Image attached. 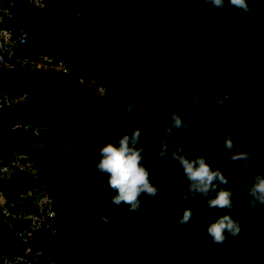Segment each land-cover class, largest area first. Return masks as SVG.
Returning a JSON list of instances; mask_svg holds the SVG:
<instances>
[{
  "label": "trees",
  "instance_id": "trees-1",
  "mask_svg": "<svg viewBox=\"0 0 264 264\" xmlns=\"http://www.w3.org/2000/svg\"><path fill=\"white\" fill-rule=\"evenodd\" d=\"M13 1L12 16L5 24L26 30L24 53H44L61 59L69 70L93 75L98 84L119 96L100 97L87 83L67 82L61 74L35 78V74L24 69H0L16 79L0 80V89L10 96L24 81H37L40 87L24 102L4 108L0 116V158L7 161L14 153L29 155L39 165L38 178L31 180L13 169L10 178L0 180V188L15 200L24 187L41 182L51 190L55 206L54 233L42 230L26 242L14 236L0 215V252L10 253L28 245L41 250V257L55 258L60 264L76 259L80 264H182L180 259L190 249L178 247L193 245L194 238L193 234L181 236L184 231L178 226L192 228L198 238L200 233L194 226L197 203L185 201L178 194L182 190L169 172H165L162 181L165 184L170 179L173 186L162 190L161 170L158 166L153 169V165L165 163L177 169L179 163L169 160L167 155L155 159L160 138L167 140L168 134L159 132L153 142L148 139V132L166 125L173 110L182 118L191 111L183 97L185 92L201 98L200 111L206 106L204 103H211L208 107L212 110L220 109L224 105L221 99L230 93L242 101L241 107L255 121L261 118L264 98L245 94L247 90L257 93L263 85L259 78L264 76V40L257 44L252 18L241 12L239 24L234 21L238 24L234 28L227 26L228 0L223 8L207 14L199 7L203 0H44L49 14L30 7L24 0ZM26 6L31 8L30 12ZM23 18L31 20L32 25L23 22ZM188 44L197 51L187 50ZM222 54L224 58L219 59ZM235 71L248 78L235 76ZM256 80L257 85L251 86ZM128 103L151 111L156 117H144L145 121L133 112L131 120L128 113L132 122L129 126V121L121 118V107ZM258 122L249 124V129ZM188 123L191 129H176L188 134V145L214 143L215 131L206 128L197 117ZM18 125H29L37 131L16 128ZM134 126L144 133V163L156 173L153 182L159 188L154 203H144L150 198L142 194L138 212L130 211L123 202L114 203V190L108 186L106 176L93 174L100 158L99 148L105 142L99 134L117 142ZM249 131L246 129L245 135ZM250 136L253 142L248 148L254 152L255 161L251 173H264V135L254 131ZM69 141L75 148L74 154L65 152L62 145ZM146 150L152 159L146 156ZM233 194V198L242 197L238 192ZM185 207L193 209L190 224L178 225ZM251 214L260 221L258 226L264 227V206ZM250 231L245 232L247 241L252 243L246 250L251 247L253 256L245 257L244 264H264V255L262 261L259 259L264 245L261 239L252 238ZM201 241L203 245L209 243L219 254L225 250L208 239ZM212 263L218 264L216 259Z\"/></svg>",
  "mask_w": 264,
  "mask_h": 264
},
{
  "label": "clouds",
  "instance_id": "clouds-1",
  "mask_svg": "<svg viewBox=\"0 0 264 264\" xmlns=\"http://www.w3.org/2000/svg\"><path fill=\"white\" fill-rule=\"evenodd\" d=\"M205 5L203 11L205 14L220 9L225 6V0H203ZM228 3L242 11L245 15H251L254 7L249 0H228ZM183 97L191 107V111L185 113L184 117L173 110L169 116V122L162 128L153 127L148 132V139L155 141L157 134L161 131L171 136L174 129H191L189 120L195 119L200 115L201 98L198 95H190L185 92ZM217 104L220 101L216 102ZM136 112L141 119L156 117L151 111L143 108L137 109L132 104H123L121 112L122 120L129 121L126 114ZM144 117H147L145 119ZM144 133L141 128L134 126L130 132L125 131L117 142L106 139L104 134H99V138L105 140L100 146V158L96 162L94 175L106 176L108 186L114 190L111 200L116 203H125L130 211H139L142 204V194L148 196L150 201L155 202L159 192L158 186L153 182L156 173L151 171L144 163V148L142 138ZM227 150V157L230 160H241L245 169L252 168L254 161V152L252 150H242L240 144L231 137L221 140ZM64 146L65 152L75 153V148L69 141ZM167 155L169 160H175L182 168V180L187 181L186 186L178 194L185 200H192L200 194L203 196V202L209 208L225 209L223 214L216 218H210L211 222L206 225V232L212 241L222 244L229 238L239 236L242 228L250 227L254 232L259 230V226L250 218L253 211H258L259 206H264V173L256 171L251 175V181H243L237 185V191L245 192L247 197V213L249 218L237 217L233 214L236 201L233 199V190L231 187H222L228 184V176L219 168L212 167L205 155H195L189 157L185 152L184 144L173 140L169 145L168 141L160 138V143L155 151V159ZM107 195V193H101ZM177 220L178 225L188 226L193 216V209L185 207Z\"/></svg>",
  "mask_w": 264,
  "mask_h": 264
},
{
  "label": "rangeland",
  "instance_id": "rangeland-1",
  "mask_svg": "<svg viewBox=\"0 0 264 264\" xmlns=\"http://www.w3.org/2000/svg\"><path fill=\"white\" fill-rule=\"evenodd\" d=\"M249 3H251L254 7V12L250 15V17L252 18V20L250 22L251 28H254V30H255L254 33L256 35L254 37L257 40L256 42H258L257 44H262L263 40H264V0H249ZM199 7H200V10L202 12H204L203 9H204L205 5L201 4ZM26 10L28 12H30L31 8L26 6ZM49 10H50V8H48L47 6H44V8L42 9L41 12L47 11L46 13H48ZM241 12L242 11L240 9L230 5L229 15L226 19L229 21V22L227 21V23H226L227 26L234 28V26L238 25L239 24L238 18L240 17ZM231 16H233V17H231ZM234 21H235V23L238 22V24H234ZM23 22H26L28 25H32L31 20H26L23 18ZM218 22H220V20ZM30 31L31 32L33 31V33L35 32L34 29H31ZM227 32H231V31H227ZM235 36H237V34ZM246 42H248V40H245V43ZM250 46L251 45H246V47H248V48H250ZM185 47H187V50L193 49L195 51V49H196L195 46H192L190 44H188ZM221 50H222V48L219 51L221 52ZM226 50L229 51L228 47L226 48ZM196 51H197V49H196ZM249 51L251 52V50H249ZM190 53H191L190 51L187 52L188 55ZM223 55L224 54H222V56L219 55V59L224 58ZM243 55L246 56L245 53H243ZM258 55H259V53H258ZM262 61H264V58ZM221 67H224V66H221ZM252 68L257 69L258 67H252ZM28 72H32L33 74H35V78H43V77L51 78L53 75L58 74V73L44 71V70H33V71H28ZM233 73L235 76H239L242 79L248 78L247 75L242 74L240 71H237V72L235 71ZM62 76L65 78V80L67 82L70 80H74V81L79 82V83L80 82L87 83L90 86L92 92L99 95L100 97L110 96V97L118 98V96H119L118 95L119 93L111 92V91L107 90L104 86L98 84V79L95 78L93 75H89L87 73L86 74H77L73 70H70L67 74H63ZM4 79H8V82H15L16 81V79H14L9 74V72L0 71V80H4ZM259 79H261L263 82V85L259 89V91L257 93H251L250 90H247L246 88H244L245 90H247V91H245V94L251 95V96H260V97L264 98V76L260 77ZM255 85H257V80L251 82V86H255ZM39 88L40 87L38 86L37 81H24L18 85V87L16 88V91H15V94L13 96L15 98H17L21 94H26L28 96L31 93H35ZM120 90L121 89H119V91ZM0 93H4V90L0 89ZM120 98H122V95L120 96ZM212 101L215 102V99H212ZM223 101H224V105L220 109H217V110L216 109L212 110L208 107L211 103H208V104L204 103L206 106H202L203 110L200 111V115L197 116V118L200 121H202V124L207 126L206 128H208L212 131H215L214 136H215L216 140L214 141L213 144L207 143V144L203 145V143L192 142L190 145H188L186 143L189 140L188 134L183 135V133H181L180 131H178L176 129H174V133L171 136L167 135L166 138H167L169 145L171 144V142L173 140H177L180 143L184 144L185 152L189 157H194L195 155L201 154L204 152L205 156L206 157L208 156V158H210L209 162L212 165V167H214V168L219 167L228 176V184L227 185H221V186L222 187H231L233 190V193L238 192V194L240 196H242L239 199H236V197L233 198L237 202L236 206L233 210V212H236L235 216L249 218V214L246 211L247 204H248L246 193L245 192H239L236 189H237V185L240 182H243V181L250 182L251 175H252L251 168L245 169L242 166L241 160H230V159H228L227 150L225 149L221 140L226 138V137H231L238 144L242 143V144H240L242 147V150H250L248 148V146H250V144L253 142V139L250 136V134L254 131H257L258 134L261 133L262 135H264V111H262L260 113L261 118L258 119V120H260V122H258L259 125L255 124L253 127H251L249 129V124H251V123L253 124V122L256 123V121H258V120L255 121L253 117L249 116L246 113L247 111L241 107L242 101H238L237 97H234L230 93L226 94L221 99V102H223ZM121 108H123V107H121ZM130 116H131L130 118L132 120L134 115L131 113ZM131 123L132 122L129 121V126H131ZM246 129L250 130L249 131L250 133L248 135H245ZM145 154L147 157L152 159V157H153L152 154L148 153L147 150H146ZM155 163H157V161ZM157 166H158V169L161 170L159 172V174L162 173V175L160 176L161 178H159L161 181L163 179V175L165 174V172L166 173L169 172L170 177L173 179V182L177 181L176 182L177 187H180L181 190L184 189V187L187 184V181L182 180V176L181 177L175 176L176 175L175 172L180 173V175L182 174V168L180 167L179 164H177V169H174L173 166H168L165 163L157 164L155 166L153 165L152 168L156 169ZM167 179H169V178H165V181ZM162 182L164 184V180ZM172 183L169 179L163 185L162 190L170 189L173 186ZM180 185H182V186H180ZM178 190H179V188H178ZM241 193L243 195H241ZM233 196H234V194H233ZM203 199H204L203 196L200 194H197V196L192 199V200H194V202L197 203L196 204L197 214L194 216V223H195L194 226H196L198 232L200 233V235L197 236L198 238L195 237L196 234H194V232H193L194 230L192 228L190 230H187L185 227L178 226V228H180L181 230L184 231V233L181 236H189V235L193 234L192 237L194 238L193 245L190 244L191 246L188 245L184 248H182V246L178 247V250H182V249L187 250L188 248L190 249V252L189 253L186 252V254L184 256H182V259H180V261L182 260V264H190V263H193L194 261H196L197 264H199V263H201V264H213L212 263L213 260L216 259V262H218V264H244V258L245 257L250 256V254H252V256H253V253L251 252L252 249H250L251 247L247 248V250H246V247L251 245L252 243L250 241H247V238H246L247 234L245 233L246 230H252V229L250 227L245 226L244 228H242L239 236H237L235 238H229V239L225 240L222 244L214 243L212 241L211 237L206 232V225L208 224L207 221H209V223H210L211 222L210 218L214 219V218L218 217L219 215L223 214L227 210L219 209V208H209L203 202ZM177 201H179V200H177V198L175 197V204H177ZM90 202H92V201H90ZM255 217H256L255 215L250 214V218L253 219ZM253 220L257 225H258V222L260 224L259 220H257V219H253ZM259 227H260V232H259V230L255 231V232L252 230L248 234L250 236H252V238L259 239V240L261 239V241H262L261 244L264 245V236H263L264 227H262V228H261V226H259ZM258 236H259V238H258ZM201 238L202 239L203 238L208 239L211 244L217 246L218 248L224 247L223 249H225V250L220 252L221 254H219V252H217L214 249H211L209 247V245H208L209 243L207 245H203ZM249 250H250V252L247 253ZM262 250L264 251V246H262ZM191 251H193V253H191ZM200 251H201V253L199 254ZM263 255H264V252L260 253V255H259V259L261 258V261H262ZM219 257H220V259H219ZM61 264H80V263L76 259V260H68L66 262L61 261ZM178 264H179V262H178Z\"/></svg>",
  "mask_w": 264,
  "mask_h": 264
},
{
  "label": "built area",
  "instance_id": "built-area-1",
  "mask_svg": "<svg viewBox=\"0 0 264 264\" xmlns=\"http://www.w3.org/2000/svg\"><path fill=\"white\" fill-rule=\"evenodd\" d=\"M24 1L37 10H42L45 5L44 0ZM13 4V0H0V69L44 70L67 74L70 70L61 59L44 53L33 56L24 53L23 47L28 40L26 30L5 24L6 19L12 16ZM26 98V94L15 98L0 93V116L4 108L24 102ZM15 127L31 132L37 131L35 127L29 125ZM13 169L22 171L31 180L38 178L39 165L27 154L14 153L7 161L0 158V180L10 178ZM0 215L14 236L24 242L32 240L42 230L53 234L55 216L53 194L48 186L41 182L24 187L15 200L10 199L0 188ZM41 256V250L27 245L10 253L0 252V264H60L55 258L46 259Z\"/></svg>",
  "mask_w": 264,
  "mask_h": 264
}]
</instances>
